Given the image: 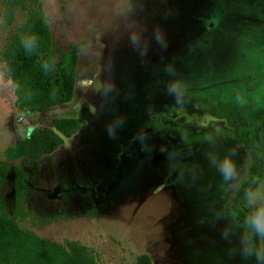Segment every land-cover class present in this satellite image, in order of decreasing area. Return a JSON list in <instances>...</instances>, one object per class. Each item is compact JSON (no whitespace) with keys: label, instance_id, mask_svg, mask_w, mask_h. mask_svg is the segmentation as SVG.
Returning a JSON list of instances; mask_svg holds the SVG:
<instances>
[{"label":"rangeland","instance_id":"1","mask_svg":"<svg viewBox=\"0 0 264 264\" xmlns=\"http://www.w3.org/2000/svg\"><path fill=\"white\" fill-rule=\"evenodd\" d=\"M10 1L0 0V164L26 174L20 227L53 242H77L97 264H138L143 255L151 264H240L239 257H224L220 223L213 228L208 221L214 213L229 217L239 201L246 213L242 198L254 167L264 178V153L258 163L241 143L219 135L248 128L264 113V0H146L143 56L126 39H113L124 28L115 0H37L13 16ZM33 11L48 13L57 53L77 49L76 77L70 103L23 115L4 56L13 32ZM154 24L166 47L152 40ZM169 63L175 76L164 70ZM106 77L113 87L101 90ZM177 77L187 84L181 104L164 91L165 82ZM236 94L247 103L236 104ZM218 106L238 111L219 120L212 112ZM152 110L160 128L135 141ZM59 119L83 125L53 154L37 163L5 158L8 148L52 130ZM206 134L213 145L186 147L182 141ZM233 149L237 176L223 183L204 153L223 156ZM177 163L182 183L170 166ZM13 181L9 171L0 184L8 213Z\"/></svg>","mask_w":264,"mask_h":264},{"label":"trees","instance_id":"2","mask_svg":"<svg viewBox=\"0 0 264 264\" xmlns=\"http://www.w3.org/2000/svg\"><path fill=\"white\" fill-rule=\"evenodd\" d=\"M37 0H11L8 14L15 15L21 10H29ZM34 34L37 43L31 53L24 52L18 37L22 33ZM52 59L55 63L46 72L41 62ZM9 81L15 89L18 109L23 115L40 114L54 106L70 103L74 93L76 77L77 49L75 47L57 53L55 51L49 25L39 12H32L21 27L16 29L4 56ZM233 107H215L213 115L216 119L226 120ZM83 123L76 119H59L52 123L53 129H45L8 148L4 152L10 161L26 160L39 162L58 150L65 139L77 134ZM234 133V134H233ZM219 135L230 143V140L241 143L257 162L261 163L264 153V113L259 121L250 127H238L234 132H219ZM204 135L193 136L191 141L204 142ZM190 142V141H189ZM259 165V164H258ZM260 168V165H259ZM0 184L9 171L13 173L14 209L8 213L3 200L0 199V264H97L93 253L74 241L57 243L39 237L34 232L23 229L18 224L22 218L20 207L27 192L26 174L23 168L15 165L0 164ZM258 172L250 178L257 177ZM252 186L250 183L248 187ZM235 213L245 214L237 204ZM138 264H151L147 256L138 258Z\"/></svg>","mask_w":264,"mask_h":264},{"label":"clouds","instance_id":"3","mask_svg":"<svg viewBox=\"0 0 264 264\" xmlns=\"http://www.w3.org/2000/svg\"><path fill=\"white\" fill-rule=\"evenodd\" d=\"M167 2V0H164ZM146 0H115L114 10L124 21L123 30L116 36L114 40L119 42L125 40L127 44L138 54L143 56L147 52L148 40L143 36L147 25L144 17L140 13L144 10ZM45 22L48 19V13H44ZM152 40L160 45L166 47L167 42L165 34L158 24L152 26ZM21 49L26 53H31L37 43V37L34 34L22 33L18 37ZM94 58L97 61L101 59V53L95 51ZM55 63L52 59L48 62H41V68L48 71ZM104 63H111L110 57L104 59ZM165 72L169 76H175V70L171 63L165 64ZM108 87H113L110 77H106L101 85V90ZM164 91L171 96L176 104H181L185 98L187 91V84L180 77L168 80L165 82ZM235 103L244 105L247 100L244 96L236 94ZM204 142L213 145L214 138L212 135L206 134L203 137ZM235 150H229L223 156H218L214 151H206L204 158L208 165L215 169L219 174L221 181L227 183L237 176V165L233 157ZM177 154H170L172 160ZM171 169L176 172V179L183 182V168L178 163L171 164ZM180 171H176L177 169ZM252 186L245 189L243 194V206L247 210L241 217L235 212L231 213L229 217H222L219 213H214L209 218V226L216 228V224L220 223V227L216 228L219 240L225 245L223 249L224 257L231 260L233 257H239L240 264H264V178L253 177L251 181ZM238 187V185L233 186ZM203 223V221H199Z\"/></svg>","mask_w":264,"mask_h":264},{"label":"flooded vegetation","instance_id":"4","mask_svg":"<svg viewBox=\"0 0 264 264\" xmlns=\"http://www.w3.org/2000/svg\"><path fill=\"white\" fill-rule=\"evenodd\" d=\"M166 105L169 108L168 102L166 103ZM159 128H160V124L157 122L156 118L154 117V111L152 110L151 118L149 119L148 123L144 125V127L140 128V130L138 131V133L135 136L134 140L135 141H139V140H141L144 137L143 135L152 134V133L158 131ZM198 136H201V135H198ZM187 140L186 139H182V141L184 142V145L186 147L194 145V144H202L203 143V142L191 141L192 139H189L188 141Z\"/></svg>","mask_w":264,"mask_h":264},{"label":"water","instance_id":"5","mask_svg":"<svg viewBox=\"0 0 264 264\" xmlns=\"http://www.w3.org/2000/svg\"><path fill=\"white\" fill-rule=\"evenodd\" d=\"M238 205L240 206V201L238 202Z\"/></svg>","mask_w":264,"mask_h":264},{"label":"crops","instance_id":"6","mask_svg":"<svg viewBox=\"0 0 264 264\" xmlns=\"http://www.w3.org/2000/svg\"><path fill=\"white\" fill-rule=\"evenodd\" d=\"M43 112H44V111H43ZM30 115H34V114H30ZM75 135H76V134H75ZM75 135H74V136H75Z\"/></svg>","mask_w":264,"mask_h":264}]
</instances>
